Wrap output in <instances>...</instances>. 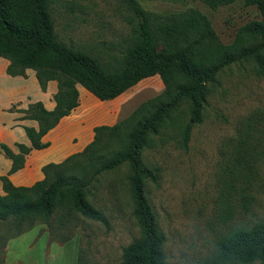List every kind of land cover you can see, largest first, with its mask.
<instances>
[{
    "label": "trees",
    "instance_id": "obj_1",
    "mask_svg": "<svg viewBox=\"0 0 264 264\" xmlns=\"http://www.w3.org/2000/svg\"><path fill=\"white\" fill-rule=\"evenodd\" d=\"M121 1L130 11L126 18L129 42L123 52L102 57L59 40L49 5L72 12L73 0H0V57L8 60L6 73L24 75L30 69L41 90L47 81L56 82L52 109H45L39 101L25 110L10 108L22 113L19 119L35 121L37 127H23L29 146L15 142L17 151H11L7 144L0 143L10 159L7 172L0 174V221L9 220L14 227L5 239L37 223L51 227L53 216L63 223L74 218V212L107 224L104 213L87 196L101 173L126 163L132 214L140 234L122 246L118 264H176L166 258L164 234L145 194L144 180H154L155 174L142 163L141 150L149 135L160 131L181 101L188 106L187 121L180 128L181 143L185 145L192 127L201 121L209 83L222 69L250 59L264 77V0H198L212 10L235 1L256 8L259 17L240 26L229 43L220 41L209 18L197 8L154 13L141 8L137 0ZM153 75L163 86L159 94L111 125L94 126L89 143L58 162L41 165L42 177L31 185H15L9 180L7 174L22 166L28 150L47 145L41 136L77 106V85L98 100H109ZM239 144L228 168L230 174L224 186L227 193L241 192L243 187L237 182H245L248 174L246 158H240L246 147L243 142ZM71 235L59 238L48 231V238L59 242ZM216 252L218 263L264 264V219L221 237ZM81 253L78 249L75 264H87Z\"/></svg>",
    "mask_w": 264,
    "mask_h": 264
},
{
    "label": "rangeland",
    "instance_id": "obj_2",
    "mask_svg": "<svg viewBox=\"0 0 264 264\" xmlns=\"http://www.w3.org/2000/svg\"><path fill=\"white\" fill-rule=\"evenodd\" d=\"M137 2L154 13L197 8L209 18L224 43H229L248 20L259 17L254 6H243L240 1L215 10L198 0ZM73 5L72 12L49 5L59 40L102 57L125 50L130 11L121 0H73ZM209 86L201 121L192 127L185 145L181 143L180 128L187 121L188 106L181 101L160 131L149 135L140 154L142 163L154 170L155 179L144 180L145 194L164 234L166 258L176 264L216 263V244L221 237L264 219V77L249 59L222 69ZM162 89L159 77L153 75L125 90L118 120ZM239 142L246 147L240 158H246L248 174L245 182H237L243 187L241 192L227 193L224 186L230 174L228 168L233 153L236 156L241 147ZM127 171L126 163H122L101 173L87 196L104 213L107 224L74 212V218L63 223L53 216L51 227L43 222L33 227L38 233L50 230L59 238L71 233L87 264H118L122 246L140 234L132 214ZM13 230L9 220L0 221V252L5 236Z\"/></svg>",
    "mask_w": 264,
    "mask_h": 264
},
{
    "label": "crops",
    "instance_id": "obj_3",
    "mask_svg": "<svg viewBox=\"0 0 264 264\" xmlns=\"http://www.w3.org/2000/svg\"><path fill=\"white\" fill-rule=\"evenodd\" d=\"M8 60L0 57V143H5L11 151H17L15 142L29 146L23 127L36 128L35 121L19 119L22 113L11 107L25 110L31 103L41 102L50 110L54 106L51 95L56 91V82L49 80L41 90L30 69L24 75H9L5 69ZM77 106L69 114L41 136L47 145L38 149L30 148L24 155L21 167L7 174L9 180L22 186L31 185L42 177L41 165L58 162L71 152L80 151L92 140L93 127L111 125L119 116L123 103V92L109 100H98L84 88L76 86ZM10 159L0 149V174L7 172ZM0 192H2L0 184ZM20 245L19 250L16 249ZM77 241L72 236L62 242L48 238L47 231L38 233V228L20 232L6 238L0 252L1 264H75Z\"/></svg>",
    "mask_w": 264,
    "mask_h": 264
}]
</instances>
